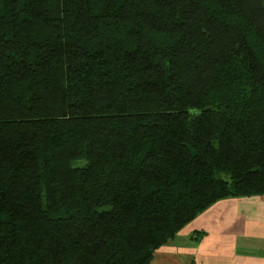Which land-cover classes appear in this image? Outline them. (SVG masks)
Returning <instances> with one entry per match:
<instances>
[{
    "label": "trees",
    "instance_id": "trees-1",
    "mask_svg": "<svg viewBox=\"0 0 264 264\" xmlns=\"http://www.w3.org/2000/svg\"><path fill=\"white\" fill-rule=\"evenodd\" d=\"M264 194V0H0V264H150Z\"/></svg>",
    "mask_w": 264,
    "mask_h": 264
},
{
    "label": "crops",
    "instance_id": "crops-1",
    "mask_svg": "<svg viewBox=\"0 0 264 264\" xmlns=\"http://www.w3.org/2000/svg\"><path fill=\"white\" fill-rule=\"evenodd\" d=\"M150 264H264V194L216 201L157 249Z\"/></svg>",
    "mask_w": 264,
    "mask_h": 264
}]
</instances>
